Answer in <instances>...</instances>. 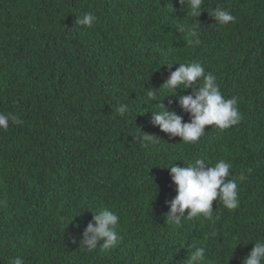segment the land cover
<instances>
[{
    "label": "trees",
    "instance_id": "obj_1",
    "mask_svg": "<svg viewBox=\"0 0 264 264\" xmlns=\"http://www.w3.org/2000/svg\"><path fill=\"white\" fill-rule=\"evenodd\" d=\"M217 7L235 21L216 24ZM201 10L187 14L182 0H0V113L22 121L0 129V264H186L193 245L207 247L206 264H242L264 239V0H203ZM86 12L92 28L77 25ZM188 62L238 98L242 119L181 144L151 124L159 101L145 90L190 122L179 97L192 89L158 91ZM147 134L158 140L141 143ZM194 158L247 177L240 205L217 200L211 219L168 224V167ZM105 208L119 217V242L86 251L83 233Z\"/></svg>",
    "mask_w": 264,
    "mask_h": 264
},
{
    "label": "clouds",
    "instance_id": "obj_2",
    "mask_svg": "<svg viewBox=\"0 0 264 264\" xmlns=\"http://www.w3.org/2000/svg\"><path fill=\"white\" fill-rule=\"evenodd\" d=\"M203 0H182L187 5V14L193 17H200ZM209 15L214 18L215 23L220 26L228 25L235 21V17L224 8L217 7ZM97 22V17L93 12L83 13L78 16L77 25L79 27L92 28ZM177 32L180 34L188 32L191 37H197L195 28H187L183 24L177 25ZM189 45L199 44V39H189ZM169 69L172 65L165 64ZM192 89L190 95L179 97V106L187 114H190V122H183L182 116L175 111H170L163 100L156 98L155 90H145L147 97L153 101H159L154 107L159 106L158 111H152L151 124L172 137H180L181 144H192L198 142L205 135L206 126H215L223 131L238 125L242 119L238 98L232 96L225 98L217 83V78L206 72L205 68L197 62L179 63V68L171 72L170 77L165 80L158 90L175 93L177 90ZM164 97V98H165ZM121 116L128 112L126 105H120L116 109ZM13 123H22L12 114L0 113V129L7 130ZM137 138V137H135ZM138 139V138H137ZM144 141L154 142L158 138L153 135H145L139 138ZM148 147V144H144ZM232 164L221 159L210 166L203 158H194L186 167L177 166L175 163L168 167L171 179L176 186L177 195L169 202L170 211L166 214V223L180 226L184 220H192L193 217L203 216L211 219L213 202L219 200L223 208L235 210L240 205L239 182L247 177L241 173L238 177H230ZM252 169H248L251 173ZM94 223H89L83 233L82 243L86 251H93L99 247L102 251H108L117 246L120 236L118 234V215L105 208L93 214ZM254 248L244 258L242 264H264V239H258ZM186 264H206L207 247L191 246ZM10 264H25L21 257H12Z\"/></svg>",
    "mask_w": 264,
    "mask_h": 264
}]
</instances>
